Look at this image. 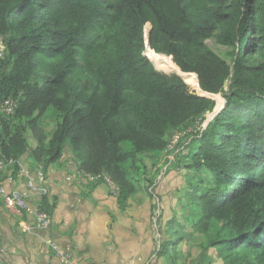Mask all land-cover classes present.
<instances>
[{
  "label": "trees",
  "instance_id": "trees-1",
  "mask_svg": "<svg viewBox=\"0 0 264 264\" xmlns=\"http://www.w3.org/2000/svg\"><path fill=\"white\" fill-rule=\"evenodd\" d=\"M0 36V104L18 101L0 160L29 150L44 172L69 146L80 177L110 179L123 207L141 190L126 165L198 122L178 164L198 177L189 229L223 264H264V0H0ZM158 221L157 256L176 254L178 220Z\"/></svg>",
  "mask_w": 264,
  "mask_h": 264
},
{
  "label": "crops",
  "instance_id": "crops-1",
  "mask_svg": "<svg viewBox=\"0 0 264 264\" xmlns=\"http://www.w3.org/2000/svg\"><path fill=\"white\" fill-rule=\"evenodd\" d=\"M29 145L33 148L31 141ZM19 163L35 176L34 164L27 154ZM79 173L78 161L68 146L61 159L46 168L44 181H36L46 193L28 195L33 207L39 206L43 197L54 204L52 224L47 231L24 232L22 226L32 225V218L14 216L0 198V264L145 263L152 250L148 203L142 206L133 195L122 207L105 184L91 182ZM0 187L27 194L19 171L11 184L5 175H0ZM47 238L59 246L60 256L45 247L43 240Z\"/></svg>",
  "mask_w": 264,
  "mask_h": 264
},
{
  "label": "rangeland",
  "instance_id": "rangeland-1",
  "mask_svg": "<svg viewBox=\"0 0 264 264\" xmlns=\"http://www.w3.org/2000/svg\"><path fill=\"white\" fill-rule=\"evenodd\" d=\"M206 44L220 57L224 59L228 58L227 53L230 48L219 45L214 38L208 39ZM1 73L0 71V75ZM13 123L15 124L12 121ZM197 124L198 122H195L194 126L188 125L178 130L181 137L177 142L172 141L176 134L173 133L169 136V143L171 145L165 151L137 156L135 170L130 169V164L126 165V168L131 171L133 178H136L141 188V191L134 195V201H138L142 206H145L146 203L150 206L148 214V221L150 220V223L148 228L152 250L144 264H223V261L218 257L216 249H205V237L193 233L189 229L187 221L192 219V217H184V214L188 211L184 200L185 191L198 180V177L193 172H188L187 169L183 168V164H178L179 158L180 162L186 161V159L181 160V156L186 154L193 137V129L198 127ZM43 125L48 136L51 135L55 128V122L49 117L45 119ZM30 141L31 147H34L35 142L31 137L29 143ZM26 154L28 156L29 150ZM181 205L185 209L179 212ZM158 217L162 224L171 217H175L178 220V229L184 239L178 247L176 254L170 252L169 255L157 256L159 244L163 241L158 232Z\"/></svg>",
  "mask_w": 264,
  "mask_h": 264
},
{
  "label": "built area",
  "instance_id": "built-area-1",
  "mask_svg": "<svg viewBox=\"0 0 264 264\" xmlns=\"http://www.w3.org/2000/svg\"><path fill=\"white\" fill-rule=\"evenodd\" d=\"M6 55L4 40L0 36V59H3ZM18 106V101L16 99H7L0 104V121L5 119L6 121L13 117L15 110ZM173 142H177L181 136L180 133H175ZM170 147V146H169ZM14 165H18L19 175L24 178L25 187L27 190V194L20 191L15 190H5L3 187H0V198L2 200L4 208L13 214L14 216H29L32 218V225L24 224L23 231L27 233H36L38 231H47L52 224L51 217L40 211L37 207H33L28 202L29 194H39L44 195L46 190L36 185V181L42 183L44 181V172L43 167L41 165H37L35 176L31 174L29 171L25 170L21 167L20 163L14 162L13 160H8L6 162L0 160V175L6 176V181L10 184L13 182V174L12 171L14 169ZM88 180L91 182H97L100 180L99 176H86ZM104 184L110 191V194L113 196H118L119 191L118 188L113 184V182L104 177ZM44 245L52 252H54L57 256H60L61 251L56 242L50 239H44ZM62 260V259H61ZM68 264H77L76 262H68Z\"/></svg>",
  "mask_w": 264,
  "mask_h": 264
}]
</instances>
